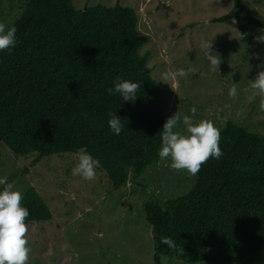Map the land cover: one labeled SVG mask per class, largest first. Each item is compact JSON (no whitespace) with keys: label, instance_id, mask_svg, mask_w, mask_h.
<instances>
[{"label":"trees","instance_id":"16d2710c","mask_svg":"<svg viewBox=\"0 0 264 264\" xmlns=\"http://www.w3.org/2000/svg\"><path fill=\"white\" fill-rule=\"evenodd\" d=\"M214 22L235 21L243 41L248 28L264 31L243 0ZM17 44L0 52V142L15 156L39 159L85 148L100 161L114 190L157 165L166 114L148 57V38L134 9L117 5L77 10L73 0H26L10 25ZM140 82L134 103L109 96L115 78ZM115 113L119 136L107 121ZM222 155L201 165L184 196L145 205L154 233V264L162 258L201 259L211 264H264V135L228 122L220 129ZM21 205L25 223L52 219L33 189ZM172 238L176 249L161 241Z\"/></svg>","mask_w":264,"mask_h":264},{"label":"rangeland","instance_id":"374dc122","mask_svg":"<svg viewBox=\"0 0 264 264\" xmlns=\"http://www.w3.org/2000/svg\"><path fill=\"white\" fill-rule=\"evenodd\" d=\"M25 1L0 0V22L10 26ZM243 1L254 18L264 19V0ZM73 5L77 10L117 5L135 10L138 30L148 38L140 54L148 57L166 114L178 111L194 124L210 120L219 130L233 122L264 135V94L250 85L264 71V42L258 39L264 31L248 28L244 42L234 20L214 22L232 11L233 0H73ZM207 42L221 61L216 70L209 67ZM178 68L191 71L185 78L161 80L162 72ZM232 83L236 97L228 95ZM179 130L187 134L183 125ZM77 162L73 153L17 157L0 142V175L23 197L35 190L52 213L48 222L27 224L28 264H154V233L145 205L158 201L165 208L194 187L196 175L172 169L170 158L160 159L140 177L128 173L127 185L114 190L99 167L91 181L73 176ZM162 263L211 264L167 257Z\"/></svg>","mask_w":264,"mask_h":264},{"label":"clouds","instance_id":"9594fccd","mask_svg":"<svg viewBox=\"0 0 264 264\" xmlns=\"http://www.w3.org/2000/svg\"><path fill=\"white\" fill-rule=\"evenodd\" d=\"M17 28L8 26L0 22V52L8 50L11 52L17 44ZM264 42V36L258 38ZM209 67L216 70L220 64L218 55L213 54L212 43L203 45ZM191 69L178 68L173 72H162L161 80L169 81L178 78H185ZM251 88L264 94V71H261L254 81L250 83ZM141 83L132 80L115 78L113 86L106 89L109 96L118 95L120 101L134 103ZM230 97H236L237 84H233L228 90ZM260 107L264 110V100ZM194 114L195 108L191 109ZM107 121L112 134L119 136L124 130L119 117L115 113L110 114ZM181 125L186 129L187 134H182L179 130ZM161 146L158 156L162 160L170 158V167L174 170H186L195 176L201 165L212 159H219L222 155L220 144V130L214 126L210 120H201L194 124L189 115L174 113L164 123L160 131ZM78 162L72 169L73 176H79L86 181H91L96 176V169L100 166V161L95 159L85 148L81 147L76 153ZM23 194L15 190L14 182H9L7 176L0 175V264H28L31 248L26 239L27 225L26 218L29 211L21 205ZM169 249H176V242L172 238L165 237L161 241Z\"/></svg>","mask_w":264,"mask_h":264},{"label":"crops","instance_id":"0c3cea01","mask_svg":"<svg viewBox=\"0 0 264 264\" xmlns=\"http://www.w3.org/2000/svg\"><path fill=\"white\" fill-rule=\"evenodd\" d=\"M235 22V21H234ZM236 23V22H235Z\"/></svg>","mask_w":264,"mask_h":264}]
</instances>
